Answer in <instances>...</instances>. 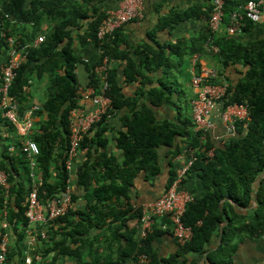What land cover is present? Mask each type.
Masks as SVG:
<instances>
[{
    "label": "trees",
    "instance_id": "16d2710c",
    "mask_svg": "<svg viewBox=\"0 0 264 264\" xmlns=\"http://www.w3.org/2000/svg\"><path fill=\"white\" fill-rule=\"evenodd\" d=\"M248 1L225 0L224 24H229L233 12ZM0 5V54L8 48L7 36L16 37L22 44H30L27 57L17 69L10 89L19 102L20 114L34 106L25 107L28 101L26 90L31 86L32 74L37 79L47 76L46 97L34 112V117L38 115L42 119L34 122L31 134L40 148L36 160L41 201L47 202L62 194L68 185L69 173L65 160L69 146L70 113L72 109L80 107V83L76 67L79 63H85L75 47L73 29H83L84 21L88 22V26L77 36L81 44L91 41L101 49L97 61L86 63L90 73L87 86H92L95 92L100 91L101 82L94 67L105 55L109 56V85L106 90L112 101L109 113L123 108L131 112L123 116V129L117 135V146L124 155L122 160L99 150L107 144L105 132L108 129V115L92 126L81 143V149L86 148L87 151L76 171L77 184L89 191L96 182L99 186L93 189L92 197L98 201L108 202L116 197L119 203L111 207L113 212H103L98 205L91 206L97 213L96 222H93L91 212L74 210L72 207L66 215L38 226L37 241L31 246L26 242V229L31 223L25 215L24 203L32 187L30 160L23 151L21 139L13 136L11 144L16 146L15 150L10 151V145L5 147L0 158V169L7 173L10 183L8 189L0 187V220L8 223L7 229L0 223V233L6 230L10 232L9 249L2 264H73V257L77 261L75 264H125L131 257V262L137 261L141 254L148 255L149 260L138 264H201L197 257L190 256L206 252L207 245L215 235L220 236V243L207 253L208 261L213 264H236L233 257L238 246L236 240L247 235L264 234V180L256 188L257 179L264 171V37L242 38L259 22L246 17L241 34L224 32L215 35L214 44L219 50L210 53L205 43L210 31L211 0L173 12L170 17L171 22L193 17L207 20L206 31L198 38L199 46L194 50L211 54L220 62L219 77L210 80L211 83L222 80L228 83L227 93L219 103L225 107L227 104L248 102L250 106V120L236 122L237 134L229 137L224 144L217 145L209 132L196 130L192 113L191 116L186 115L180 104H177L180 114L175 119L157 117V108L166 102L167 90L171 86L162 80L160 85L152 86L147 92L143 86L152 81L149 73L169 65L170 58L165 48L159 45L158 48H150L151 52L145 51L147 58L144 64L147 68L143 71L144 64L138 66L128 52L119 47L116 35L124 26L108 34L104 40H99L98 30L107 12L94 0H0ZM6 13L10 17H5ZM44 22L52 24L45 31L42 29ZM40 35L45 37L36 44L35 40ZM117 60L128 64L124 71L126 81L141 82L133 95L123 90L118 79V68H110V62ZM229 67L237 69V79L228 76L226 70ZM147 96L150 98L144 101L143 97ZM0 121L16 135V127L3 116L1 110ZM178 138L187 142V150L194 149L197 159L190 171H198L204 188L201 195L190 191L194 199L187 203L182 217L183 222L193 230L191 239L184 244L176 240L177 250L168 258L161 259L154 248L156 236L165 232L174 235L171 220L163 216L157 219L153 231L146 237L141 236L140 223L136 238L133 234L122 232V224L114 227L112 235L125 238L127 242L117 259H107L95 253L98 252L95 251L96 243L105 234H97L95 230L96 227L102 228L106 216L112 215L116 220L125 222L127 214H135L140 222L143 203L140 206L131 203L130 189L140 172L144 171L147 178H154L162 172L159 148L163 145L174 146ZM212 147H215V154L209 159L206 152ZM179 151L177 145L174 154ZM176 176L177 172L172 171L166 189ZM22 178L26 180L22 181ZM117 178L122 181L119 183ZM254 197L258 200V206L247 214L236 212L231 203L247 208ZM225 199L230 201L222 205ZM76 214L80 219L73 218ZM224 222H227L226 225L221 227ZM163 224L168 225L167 229L162 228ZM43 229L46 230V237H42ZM86 247L90 248L91 260L85 256ZM29 255L31 263L26 262Z\"/></svg>",
    "mask_w": 264,
    "mask_h": 264
},
{
    "label": "crops",
    "instance_id": "0c3cea01",
    "mask_svg": "<svg viewBox=\"0 0 264 264\" xmlns=\"http://www.w3.org/2000/svg\"><path fill=\"white\" fill-rule=\"evenodd\" d=\"M28 2L31 0H27ZM206 0H144V17L140 20H132L124 25L117 33V42L119 47L128 52L132 61L138 66L144 64L147 58L145 51L151 52L150 48H158L162 45L165 48L167 56L170 58L169 65L162 66L156 72L149 73L152 77L151 82H147L143 87L147 92L152 86L160 85V81H164L171 86L167 90V99L164 104L157 108V117L159 119L173 120L177 117L179 108L177 104L182 105L183 101H188L189 113L184 112L186 115L191 116V100L196 96V89L192 84V75L194 73V61L193 57L198 55V65L215 67L218 71L220 69V62L216 57L207 53H200L195 51V47H198V38L206 31L207 20L205 18H190L186 20L171 22V15L173 12L183 11L197 4H204ZM94 3L100 6L104 11L116 9L119 5V0H94ZM51 23L44 22L42 29L48 30L51 27ZM88 26V22H83V29H73V36L75 39V47L78 54L83 58L85 63H79L76 67V75L80 86L85 87L90 81V73L88 65L97 61L101 56V49L95 43L88 41L85 44H81L78 39V34L84 32V28ZM29 28H31L29 26ZM42 30V31H43ZM41 31V32H42ZM258 37H264V20L257 23L251 32L245 33L243 39L246 40L255 39ZM182 51V54L179 52ZM7 58V51L0 54V65L5 62ZM128 66L126 61H111L110 68H118V79L123 86V90L128 95L133 93L141 86L140 81H126L125 69ZM146 65L142 67L143 71H146ZM228 76L232 79H237L239 73L237 69L229 67L226 70ZM220 73V72H219ZM31 86L27 88L26 94L28 101L25 107L32 105L40 106L46 97L47 90V76L43 79H37L34 74L31 77ZM150 97H143L144 101H147ZM79 105L87 112L93 111V103L79 99ZM223 104L218 103L216 108L211 113V119L215 125V128L209 132L210 138L213 143L222 145V140L229 138V131L223 123L222 119ZM128 108H123L118 112H114L108 119V129L105 132L107 138V144L105 148H99L100 151H105L109 156L114 155L118 160H122L123 152L117 146V135L120 130L123 129V116L130 114ZM42 117L36 115L35 121H39ZM13 136H17L20 140L22 137L16 131V135L12 133L9 127L2 121H0V158L2 151L5 147L11 146L13 143ZM177 145L180 147V151L174 154ZM187 142L181 138L177 139V143L174 146H161L160 163L162 166V172L154 178H147L144 171L140 172L135 180L134 186L130 189V199L133 205L140 206L142 203L154 200L162 195L165 191L167 184L170 180L172 171L177 172L180 167L186 163L187 157ZM86 152H81L77 157V164L75 166V173L73 175L72 187L74 203L73 209L84 212H91L92 221H95L97 213L91 209V206L98 205V208L103 212H113L112 208L118 205L119 201L114 197L110 201H98L92 197L94 188L99 185L93 182L92 188L87 191L83 187L77 184L76 171L79 163L83 160ZM120 183L122 179L117 178ZM26 178H22L25 181ZM264 180V171L259 175L256 183V188L260 186L261 181ZM183 187L189 191L194 192L196 195L204 193L201 180L198 176V171H190L182 183ZM123 201V200H122ZM229 199L222 201V205ZM236 212L240 214H247L254 210L258 206V200L254 197L251 201V205L247 208L237 206L231 202ZM97 207V206H96ZM112 207V208H111ZM87 215V214H85ZM74 219H80L79 215H73ZM105 222L102 228L96 227V233L105 232L100 236L99 242L95 245V253L102 254L107 259H117L120 257L121 252L124 251V247L127 245L125 238H119L112 235L114 227H118L122 224L121 231L133 234L136 238L137 232H139V219L135 214H127L124 218L126 221L116 220L114 216H106ZM91 221V220H89ZM102 221V220H101ZM3 221L0 220V223ZM224 222L223 225H226ZM238 239V238H236ZM238 243L237 250L234 253V262L236 264H264V234L259 236H245L242 239L236 240ZM220 243V236L215 235L213 239L207 245L206 252L201 254H193L190 257H197L201 264H213L207 259V253L217 247ZM178 243L174 235L170 232L157 235L154 240V248L156 249L161 259L168 258L177 250ZM98 247V249H97ZM90 248H85V256L88 260L92 258L89 255ZM133 257L129 258L125 264H131ZM77 261L73 257V264ZM19 264V263H18ZM68 264H71L70 262Z\"/></svg>",
    "mask_w": 264,
    "mask_h": 264
},
{
    "label": "built area",
    "instance_id": "2783aa9c",
    "mask_svg": "<svg viewBox=\"0 0 264 264\" xmlns=\"http://www.w3.org/2000/svg\"><path fill=\"white\" fill-rule=\"evenodd\" d=\"M212 11L208 20L209 34L206 39L205 47L208 52L215 53L219 48L214 44L215 35L221 33L241 34L245 18L248 17L254 22L264 20V0H249L245 5L233 12L231 22L224 24V5L225 0H211ZM2 8L0 5V12ZM144 0H119L116 9L109 10L107 17L102 21L99 30V40H104L108 34L124 26L132 20H140L144 17ZM10 17L9 14H4ZM5 35V33H3ZM44 35L36 38L35 43L43 41ZM8 43L7 58L0 65V110L3 116L7 117L16 127L20 135L21 146L27 153L30 160L32 187L26 196L25 215L31 225L26 229V242L33 245L37 241L38 226L48 223L51 220L60 218L67 214L73 207V175L77 164V157L81 152L87 149H81V143L89 133L94 124L99 122L103 116H111L109 110L112 108V101L107 96L109 75V56H104L102 61L95 65L94 71L97 73L101 86L100 91L95 92L92 86H79L78 94L80 98L93 103V111L87 112L84 108L77 107L70 113V135L69 146L67 150L65 167L68 170V185L66 190L55 197L50 198L47 202L39 198V178L37 176L36 156L40 153L38 143L31 138L34 128V112L39 109L34 105L25 110L23 114L19 113V102L15 96L10 93L12 83L17 75V69L27 57L30 44H22L16 37L7 36ZM198 55L193 57L194 73L192 75V84L196 89V96L191 101L192 118L196 125V130L211 132L215 125L211 119V113L218 103L227 93L228 83L222 80L220 83H211L210 80L219 77V71L215 67L198 65ZM250 106L248 102L227 104L223 107L222 119L227 127L229 137L237 134L235 124L239 121L250 120ZM227 140V139H226ZM226 140H222V144ZM16 146L13 144L9 147L14 151ZM186 151V163L177 171L174 182L162 193L160 197L143 203L142 215L140 217L141 236L146 237L149 232L153 231V225L157 219L168 216L173 225L174 237L180 244L190 240L193 234L191 226L183 222L187 203L194 199L193 194L185 189L182 185L184 178L190 171L197 159L194 149L188 148ZM210 159L215 154V147L210 148L207 152ZM0 187L8 189L10 187L7 173L0 169ZM4 228H8L7 221L2 222ZM168 225L163 224L162 228L167 229ZM46 230H42V237H46ZM10 243V232L0 233V264L6 260ZM148 255L141 254L137 261L131 264L148 262ZM31 256L26 257V262L31 263Z\"/></svg>",
    "mask_w": 264,
    "mask_h": 264
},
{
    "label": "rangeland",
    "instance_id": "374dc122",
    "mask_svg": "<svg viewBox=\"0 0 264 264\" xmlns=\"http://www.w3.org/2000/svg\"><path fill=\"white\" fill-rule=\"evenodd\" d=\"M182 108L184 112H188L189 113V106H188V101H183L182 103Z\"/></svg>",
    "mask_w": 264,
    "mask_h": 264
}]
</instances>
